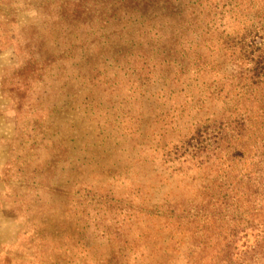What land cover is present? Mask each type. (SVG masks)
I'll return each mask as SVG.
<instances>
[{
  "label": "rangeland",
  "instance_id": "obj_1",
  "mask_svg": "<svg viewBox=\"0 0 264 264\" xmlns=\"http://www.w3.org/2000/svg\"><path fill=\"white\" fill-rule=\"evenodd\" d=\"M29 1L0 16V264H120L123 255L128 264H156L180 240L166 217L199 202L191 183L201 175L169 169L157 147L164 133L184 135L187 120L175 124L173 111L188 92L169 98L153 81L140 87L114 71L94 87L80 51L67 53L71 66L63 56L85 28L56 14L77 0H51L48 15L43 0ZM36 33L44 51L32 58L22 49ZM166 114L174 118L167 128ZM187 245L173 247V264H184Z\"/></svg>",
  "mask_w": 264,
  "mask_h": 264
},
{
  "label": "trees",
  "instance_id": "obj_2",
  "mask_svg": "<svg viewBox=\"0 0 264 264\" xmlns=\"http://www.w3.org/2000/svg\"><path fill=\"white\" fill-rule=\"evenodd\" d=\"M50 1L43 0L45 15ZM29 2L0 0V16H8L11 3ZM80 2L60 5L56 17L81 19L85 29L63 56L71 66L67 53L80 51L94 87L106 86L114 71L140 87L153 81L169 98L188 92L173 111L175 124L187 120L184 135L168 140L164 133L157 147L169 169L181 165L201 175L191 183L199 202L181 217L175 210L166 217L180 240L156 264H173V247L186 239L184 264H264V0ZM129 24L138 27L126 30ZM43 43L36 33L22 52L31 49L34 58ZM136 92L130 87V98ZM164 120L163 127L173 125V116ZM195 236L199 243L190 241ZM125 257L120 264H128Z\"/></svg>",
  "mask_w": 264,
  "mask_h": 264
}]
</instances>
